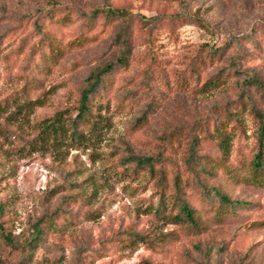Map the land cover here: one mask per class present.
<instances>
[{
    "label": "rangeland",
    "instance_id": "obj_1",
    "mask_svg": "<svg viewBox=\"0 0 264 264\" xmlns=\"http://www.w3.org/2000/svg\"><path fill=\"white\" fill-rule=\"evenodd\" d=\"M107 6L131 13L132 51L95 97L99 138L28 147L42 120L76 114L86 77L120 53L119 21L85 25V15ZM153 17L155 25L142 26L140 18ZM81 26L89 41L70 45ZM46 37L65 51L38 72ZM220 70L222 83L200 88ZM151 94L156 110L135 123ZM218 117L228 162L249 161L264 120V0H0V223L10 236L0 234V264H264V185L235 182L221 169L206 176L247 202L220 220L202 188L185 185L206 221L195 232L155 215L159 188L136 165L162 148L169 183L175 172L192 177L184 137L199 132L197 151L219 157ZM171 131L177 140L162 141ZM129 229L158 237L126 246Z\"/></svg>",
    "mask_w": 264,
    "mask_h": 264
},
{
    "label": "trees",
    "instance_id": "obj_2",
    "mask_svg": "<svg viewBox=\"0 0 264 264\" xmlns=\"http://www.w3.org/2000/svg\"><path fill=\"white\" fill-rule=\"evenodd\" d=\"M89 20L85 25H93L95 19L103 16L108 21H119V28L115 34V38L121 45L120 53L114 58L109 60L102 66L92 71L88 77H86V85L81 89L79 96L76 114L64 112L58 110L51 116L42 120V127L39 134L27 140L28 147H41L45 143L50 145H59L60 141L69 142L70 145L80 143L86 144L87 141L97 140L102 131L104 120L100 119L99 107L95 104V97L97 96L99 89L104 85L109 76L114 71V68L122 66H128L130 62V55L132 51L130 41V24L132 22V15L127 10L122 8H113L107 6L104 8H96L91 14L85 15ZM177 16V15H176ZM65 19V18H62ZM151 20L155 22L152 23ZM143 27H150L157 23V17L152 19L140 18ZM91 25V26H92ZM39 27V26H38ZM40 28V27H39ZM85 26H81V30L77 36H75L70 45H82L89 41L90 35L86 33ZM65 51V48L59 41L53 38L43 39L40 44V57L41 63L37 65L38 72L42 71L49 61H56V59ZM147 77H151L150 73H147ZM226 74L224 71H218L206 80H204L200 86L201 89L205 87H215L224 81ZM32 83L33 80H28ZM183 82V81H182ZM181 82V84H182ZM22 90L27 87V82L23 83ZM150 97V96H149ZM154 94H151L150 99L146 102L145 108L142 114L137 118L135 123L143 124L148 120L150 112L156 110L154 106L156 100ZM31 102L30 98H25L18 105H27ZM96 105V106H95ZM238 114L236 111L227 112L228 117ZM260 116V113H256ZM225 118L218 117L216 121L218 126H215L214 131L219 139V148L221 150L219 157H210L201 154L197 151V146L200 141L199 132H189L184 137V148L182 161L186 166V170L192 173V177H182L180 173L175 172L172 176L171 183L168 182L167 176L164 172V168L160 165L163 158L162 148L156 150V152L150 154H144L136 158V165L139 166L148 176L153 179L154 183L158 186L160 191V197L153 208L155 215L161 220L167 222H174L184 224L189 229L199 232L206 225V221L202 217L201 213L188 201L185 191V185L190 182L197 183L203 191V194L211 202L216 203V210L213 216L220 220L226 213L243 207L247 204L246 200L232 197L226 190L221 188L216 183H208L206 176L213 177L217 171L221 169L229 179L235 182H245L264 185V120H259V132H258V145L257 150L253 153L249 161H242L240 163H229V152L226 141L228 140L227 132L222 129V126L226 124ZM99 122H101L99 124ZM173 136V131L164 134L161 139L165 141ZM177 140L178 136H173ZM182 140L178 141L181 145ZM137 167L133 168V171H137ZM169 199L167 202L166 199ZM170 206V208H169ZM173 211V209H175ZM39 228H35L34 235L39 232ZM0 234L5 239H10L7 232L4 231L3 226L0 223ZM166 235V234H165ZM158 237L156 235L150 237L146 233H142L137 230L129 229L126 232L125 244L131 246L136 243L137 240L151 241L152 238Z\"/></svg>",
    "mask_w": 264,
    "mask_h": 264
}]
</instances>
